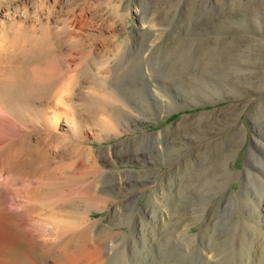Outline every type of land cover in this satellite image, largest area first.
I'll use <instances>...</instances> for the list:
<instances>
[{"label":"rangeland","instance_id":"374dc122","mask_svg":"<svg viewBox=\"0 0 264 264\" xmlns=\"http://www.w3.org/2000/svg\"><path fill=\"white\" fill-rule=\"evenodd\" d=\"M1 1L54 42L17 55L57 74L24 84L20 113L62 112L100 162L69 153L99 200L69 216L91 217L104 264H264V0Z\"/></svg>","mask_w":264,"mask_h":264},{"label":"bare ground","instance_id":"6f19581e","mask_svg":"<svg viewBox=\"0 0 264 264\" xmlns=\"http://www.w3.org/2000/svg\"><path fill=\"white\" fill-rule=\"evenodd\" d=\"M18 18L14 13L0 10V264H104L100 248L91 246L94 231V224L89 223L91 217L82 219L83 216L76 222L69 216V203L73 200L93 207L99 205L98 195L91 194V184H79L84 179H81L84 170L82 175L78 174L81 181L74 177L76 183H70L69 169L76 167V161L69 163V153L71 160L74 156L80 158L86 154L94 163L97 162L96 156L93 152L86 153L85 145L73 144L63 138L68 134L60 126L64 119L62 112L44 113L35 119L29 112L20 113L28 103L24 84H42L57 74H54L53 66L50 67L53 62L49 66L46 64V68L34 64L26 69L19 64L18 54L32 51L35 47L49 50L54 47V42L51 43L48 37L41 38L43 34H38L39 30H34L35 37L31 36L27 24L24 27L22 24L23 29H19L17 23L22 20ZM9 19L14 26L7 25ZM131 54V50L123 51L120 57L127 61ZM12 64L17 66L11 69ZM63 95L61 91L56 92L54 100L62 102L65 99ZM102 115L100 112L98 117L102 119L99 121L103 126L115 123L110 115ZM65 122L69 124V119ZM70 122V130H75L77 123L74 124V120ZM110 125L105 129L117 128L116 123ZM40 130L42 134L38 133ZM56 139L62 144V151L55 149ZM128 143L126 145L131 146L133 142ZM110 152L111 147H105L100 154L108 157ZM99 163L91 165L94 172L101 171ZM118 253L112 257H109L111 254L106 255V259L114 260ZM51 256H54V262Z\"/></svg>","mask_w":264,"mask_h":264},{"label":"trees","instance_id":"16d2710c","mask_svg":"<svg viewBox=\"0 0 264 264\" xmlns=\"http://www.w3.org/2000/svg\"><path fill=\"white\" fill-rule=\"evenodd\" d=\"M174 116H176V115H174Z\"/></svg>","mask_w":264,"mask_h":264}]
</instances>
